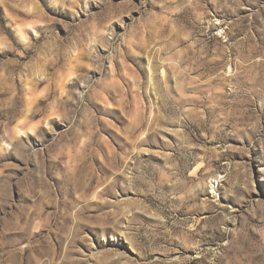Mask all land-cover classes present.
<instances>
[{
  "label": "rangeland",
  "instance_id": "rangeland-1",
  "mask_svg": "<svg viewBox=\"0 0 264 264\" xmlns=\"http://www.w3.org/2000/svg\"><path fill=\"white\" fill-rule=\"evenodd\" d=\"M0 264H264V0H0Z\"/></svg>",
  "mask_w": 264,
  "mask_h": 264
},
{
  "label": "bare ground",
  "instance_id": "bare-ground-1",
  "mask_svg": "<svg viewBox=\"0 0 264 264\" xmlns=\"http://www.w3.org/2000/svg\"><path fill=\"white\" fill-rule=\"evenodd\" d=\"M24 134V133H23Z\"/></svg>",
  "mask_w": 264,
  "mask_h": 264
}]
</instances>
